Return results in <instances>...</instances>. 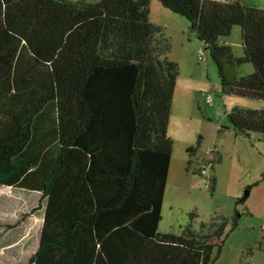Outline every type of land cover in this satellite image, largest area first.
Returning a JSON list of instances; mask_svg holds the SVG:
<instances>
[{"label":"trees","instance_id":"obj_1","mask_svg":"<svg viewBox=\"0 0 264 264\" xmlns=\"http://www.w3.org/2000/svg\"><path fill=\"white\" fill-rule=\"evenodd\" d=\"M153 1L185 19L223 95L264 103V9L239 0H0V185L45 201L30 264H213L228 225L238 227L220 216L195 228L192 212L177 232L158 230L179 65L149 19ZM237 26L240 58L221 41ZM246 62L254 72L237 77ZM226 121L219 133L264 134V107L235 108Z\"/></svg>","mask_w":264,"mask_h":264},{"label":"rangeland","instance_id":"obj_2","mask_svg":"<svg viewBox=\"0 0 264 264\" xmlns=\"http://www.w3.org/2000/svg\"><path fill=\"white\" fill-rule=\"evenodd\" d=\"M239 1L246 7L264 9V0ZM157 6L168 15H161ZM168 16L183 23L186 33L196 38L184 18L164 9L157 1L151 2L150 21H164L169 19ZM181 34L171 29L172 41L165 34L171 41L172 57L179 65V76L169 123V135L173 140L172 173L166 185L158 230L163 234L177 232L179 226L189 222L188 214L192 212L197 214L195 228L215 217L237 215L238 227L230 232L231 224L228 225V235L219 255L214 254L213 264H264V134L251 133V136L241 138L236 137L232 129L222 130L223 135L217 134L219 125L227 124V112L235 108H263L264 103L223 95L217 67L207 52L201 65L183 59L182 53H186L190 44L182 46ZM221 41L231 46L236 57L244 56L238 26ZM253 72L254 67L248 62L236 68L237 77L249 76ZM197 91L212 95L216 114L208 115L203 104L201 108L192 103ZM186 135L188 139L192 138V146H199V161L209 158L207 151L215 150L218 161L210 170V175L216 179L214 189L200 175L202 161L198 163L200 166L196 164L190 170L191 180L187 184H180L173 176L179 160L192 155L183 141ZM243 197L251 214L242 216L247 206L237 202ZM44 208L45 201L39 192L0 185V264H30L38 247Z\"/></svg>","mask_w":264,"mask_h":264},{"label":"crops","instance_id":"obj_3","mask_svg":"<svg viewBox=\"0 0 264 264\" xmlns=\"http://www.w3.org/2000/svg\"><path fill=\"white\" fill-rule=\"evenodd\" d=\"M156 9L157 10L159 9L158 6L156 7ZM160 9L158 11L159 12L161 11V15H163V16H164V14L168 15L166 12H164V10H160ZM151 22L153 24L157 25V26H160L165 31L164 33L165 34L167 33V36L171 39V41L173 40V37L171 35H169V31L171 29L172 30L174 29V31H176V32H181L182 34L180 35L181 36L180 41L182 42V46L186 47L187 44H190V46H189L188 50L186 51V53H184V52L182 53L183 59L184 60L189 59L188 61H191V62L194 60V64L201 65V63L203 61L199 62L197 60V52L201 48V46L198 44L196 38H193L192 36H189L186 33V28H185L183 23H177L178 21H174L170 17H169V19L164 20V21L161 20V19L160 20L156 19V20H152ZM172 51H173V47L171 46V51L169 53V58H170V60H172V61L177 63L176 59H174L172 57L173 56ZM203 94H205V93L197 91V93L194 94V99H192V103L198 105L199 107H201V104H203L205 106L206 114H208V115L209 114L210 115L216 114L217 111L214 110V106L213 105L212 106H208L206 104ZM222 125H223V123H221L219 125V127H218V133H217L218 135H223L224 134L223 132L219 133L220 128H221ZM188 138H189V136L186 135L185 140H183L184 143H185V147L186 148L194 147V148H196V151L192 155H190V156L188 155L184 159L179 160L177 166L175 167L173 176H175V178L177 179V181L180 184H182V183H186L187 184L191 180L190 177H189V172H190V170H192L194 168L193 166H196V164L198 166L199 165L198 163L200 161H202V163L200 162L201 166H202L203 163L208 160L207 158H202V160L199 161V158H200V151L198 149L199 146L198 147L192 146L193 140H192V138H190V139H188ZM218 155H219V153H218ZM219 157H220V155H219ZM171 173H172V163L170 165L169 177L171 176ZM211 177L215 179L214 175L211 176ZM215 185H216V179H215ZM212 189H214V187ZM249 190L250 191L248 193V196L252 192L253 189L251 188ZM244 205L247 206V207L245 209L246 211H244V213H242V216L251 214V211L249 209V205H248L246 200H245ZM236 217H238V216L236 215Z\"/></svg>","mask_w":264,"mask_h":264},{"label":"built area","instance_id":"obj_4","mask_svg":"<svg viewBox=\"0 0 264 264\" xmlns=\"http://www.w3.org/2000/svg\"><path fill=\"white\" fill-rule=\"evenodd\" d=\"M197 60L199 62H202L205 60V52L203 48L201 47L198 52H197ZM205 102L208 106H211L213 103V98L212 95L209 93L203 94ZM207 155L209 156L208 160L203 163L200 169V175L206 179L207 185H211V175H210V170L213 168V161L216 160V152L215 150L211 149L207 151Z\"/></svg>","mask_w":264,"mask_h":264},{"label":"water","instance_id":"obj_5","mask_svg":"<svg viewBox=\"0 0 264 264\" xmlns=\"http://www.w3.org/2000/svg\"><path fill=\"white\" fill-rule=\"evenodd\" d=\"M249 193V192H248Z\"/></svg>","mask_w":264,"mask_h":264}]
</instances>
